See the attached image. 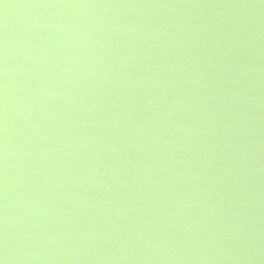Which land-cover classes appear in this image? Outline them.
<instances>
[{
  "label": "water",
  "instance_id": "95a60500",
  "mask_svg": "<svg viewBox=\"0 0 264 264\" xmlns=\"http://www.w3.org/2000/svg\"><path fill=\"white\" fill-rule=\"evenodd\" d=\"M2 264H264V0H0Z\"/></svg>",
  "mask_w": 264,
  "mask_h": 264
},
{
  "label": "snow or ice",
  "instance_id": "6c2138e0",
  "mask_svg": "<svg viewBox=\"0 0 264 264\" xmlns=\"http://www.w3.org/2000/svg\"><path fill=\"white\" fill-rule=\"evenodd\" d=\"M0 264H2V262H0Z\"/></svg>",
  "mask_w": 264,
  "mask_h": 264
}]
</instances>
